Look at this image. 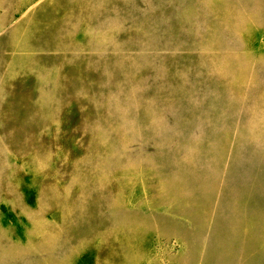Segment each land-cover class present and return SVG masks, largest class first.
Instances as JSON below:
<instances>
[{
	"label": "rangeland",
	"instance_id": "rangeland-1",
	"mask_svg": "<svg viewBox=\"0 0 264 264\" xmlns=\"http://www.w3.org/2000/svg\"><path fill=\"white\" fill-rule=\"evenodd\" d=\"M0 264H264V0H0Z\"/></svg>",
	"mask_w": 264,
	"mask_h": 264
},
{
	"label": "bare ground",
	"instance_id": "bare-ground-1",
	"mask_svg": "<svg viewBox=\"0 0 264 264\" xmlns=\"http://www.w3.org/2000/svg\"><path fill=\"white\" fill-rule=\"evenodd\" d=\"M162 86V85H161Z\"/></svg>",
	"mask_w": 264,
	"mask_h": 264
}]
</instances>
